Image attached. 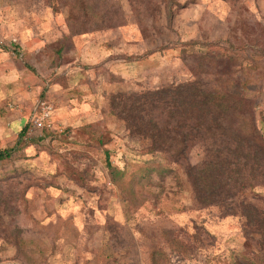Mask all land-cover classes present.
<instances>
[{"label": "rangeland", "instance_id": "1", "mask_svg": "<svg viewBox=\"0 0 264 264\" xmlns=\"http://www.w3.org/2000/svg\"><path fill=\"white\" fill-rule=\"evenodd\" d=\"M190 82L250 101L264 152V0H0V150L28 125L0 162V264H264V157L214 200L185 172L198 143L175 163L116 115ZM149 164L168 172L130 190Z\"/></svg>", "mask_w": 264, "mask_h": 264}, {"label": "trees", "instance_id": "2", "mask_svg": "<svg viewBox=\"0 0 264 264\" xmlns=\"http://www.w3.org/2000/svg\"><path fill=\"white\" fill-rule=\"evenodd\" d=\"M139 102H145V105ZM249 103L243 97L237 98V95L226 97L216 92L202 91L196 82H190L168 87L158 95L150 93L144 101L138 99L137 103H123L121 107L116 104L115 108L118 110L117 117L126 123L128 129L138 134L142 130L148 133L152 142L150 151L162 153L169 150L175 163L180 159L187 162L190 149L198 143L204 158L200 165L202 168L186 165L185 172L190 176L195 169L199 189L206 190L207 194L214 196V200L224 202V197L221 198L222 194L218 192V173L226 179L225 185L229 181L252 188L251 178L247 179L245 175L236 178L235 175L249 166V170H252L249 174L253 178L259 159L264 157L259 145L261 135L256 118L246 107ZM237 123L239 125L235 126ZM27 130L28 125L20 131L14 146L0 150V162L12 157ZM104 152L113 180L121 179L126 171L113 167L108 161V150ZM144 167L150 171L144 173L143 168H138L130 176V190L134 182L147 184L151 180V172H168L160 166L151 167L149 164ZM239 261L238 264H241Z\"/></svg>", "mask_w": 264, "mask_h": 264}, {"label": "built area", "instance_id": "3", "mask_svg": "<svg viewBox=\"0 0 264 264\" xmlns=\"http://www.w3.org/2000/svg\"><path fill=\"white\" fill-rule=\"evenodd\" d=\"M37 123H39V122H37ZM40 124V123H39Z\"/></svg>", "mask_w": 264, "mask_h": 264}]
</instances>
